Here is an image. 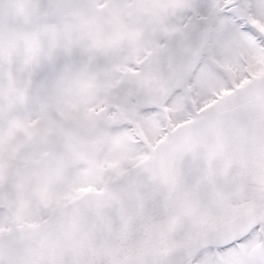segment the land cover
I'll list each match as a JSON object with an SVG mask.
<instances>
[{"label":"snow or ice","instance_id":"6c2138e0","mask_svg":"<svg viewBox=\"0 0 264 264\" xmlns=\"http://www.w3.org/2000/svg\"><path fill=\"white\" fill-rule=\"evenodd\" d=\"M0 264H264V0H0Z\"/></svg>","mask_w":264,"mask_h":264}]
</instances>
